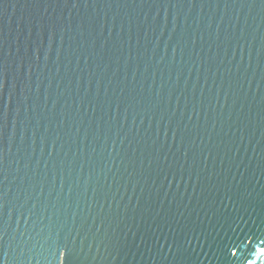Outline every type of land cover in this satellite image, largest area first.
<instances>
[{
	"label": "water",
	"instance_id": "obj_1",
	"mask_svg": "<svg viewBox=\"0 0 264 264\" xmlns=\"http://www.w3.org/2000/svg\"><path fill=\"white\" fill-rule=\"evenodd\" d=\"M264 0H0V264H264Z\"/></svg>",
	"mask_w": 264,
	"mask_h": 264
},
{
	"label": "snow or ice",
	"instance_id": "obj_2",
	"mask_svg": "<svg viewBox=\"0 0 264 264\" xmlns=\"http://www.w3.org/2000/svg\"><path fill=\"white\" fill-rule=\"evenodd\" d=\"M261 251H262V254H264V249H262Z\"/></svg>",
	"mask_w": 264,
	"mask_h": 264
}]
</instances>
